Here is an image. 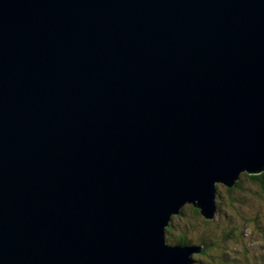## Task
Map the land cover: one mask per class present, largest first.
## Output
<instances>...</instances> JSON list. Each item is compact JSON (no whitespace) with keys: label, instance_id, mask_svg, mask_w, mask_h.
I'll use <instances>...</instances> for the list:
<instances>
[{"label":"water","instance_id":"obj_1","mask_svg":"<svg viewBox=\"0 0 264 264\" xmlns=\"http://www.w3.org/2000/svg\"><path fill=\"white\" fill-rule=\"evenodd\" d=\"M243 173L264 0H0V264H188L172 216Z\"/></svg>","mask_w":264,"mask_h":264},{"label":"rangeland","instance_id":"obj_2","mask_svg":"<svg viewBox=\"0 0 264 264\" xmlns=\"http://www.w3.org/2000/svg\"><path fill=\"white\" fill-rule=\"evenodd\" d=\"M241 180V189L231 194L216 183L217 209L211 211L214 216L208 220L196 217L194 209L186 203L179 214L172 216L174 223L171 232L166 231V242L172 246L198 247L200 252L206 242L210 246L206 256L195 252L188 258L193 264H264L263 191L246 178ZM179 235L185 236L189 245L178 244Z\"/></svg>","mask_w":264,"mask_h":264},{"label":"trees","instance_id":"obj_3","mask_svg":"<svg viewBox=\"0 0 264 264\" xmlns=\"http://www.w3.org/2000/svg\"><path fill=\"white\" fill-rule=\"evenodd\" d=\"M242 178H246L247 180H249L251 183H252V185H257V187H259V188H257L258 190H261V191H263V199H264V173H261V174H258V175H251V174H249V173H243V174H241V176H240V179L239 180H237L236 181V183H235V185L233 186V187H231V188H229V187H226L227 188V191L231 194L233 191H237V190H239V189H241V187H242ZM225 187V186H224ZM229 201H232V203H236V202H234L233 200H229ZM195 212H196V214H195V216L197 217H201L202 215H201V213H200V211H199V209L195 206ZM172 223H174L173 221H171L170 223H169V226L167 227V229H166V231H169V232H171V227H172ZM208 223V222H207ZM206 223V224H207ZM206 237V236H205ZM178 238V244H182V245H189V240L185 237V236H182V235H179L178 237H176V239ZM224 238H225V236H224ZM205 238H203V240H204ZM168 243V242H167ZM204 251L203 252H199V254L200 255H204V256H206V254H207V251H208V247H210V246H208L207 245V243L206 242H204ZM214 245V244H213Z\"/></svg>","mask_w":264,"mask_h":264},{"label":"bare ground","instance_id":"obj_4","mask_svg":"<svg viewBox=\"0 0 264 264\" xmlns=\"http://www.w3.org/2000/svg\"><path fill=\"white\" fill-rule=\"evenodd\" d=\"M166 243H167V242H166ZM193 263H194V261H192V262H191V261H188V264H193Z\"/></svg>","mask_w":264,"mask_h":264}]
</instances>
